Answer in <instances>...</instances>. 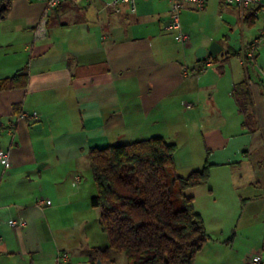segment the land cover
Returning a JSON list of instances; mask_svg holds the SVG:
<instances>
[{
    "label": "crops",
    "instance_id": "obj_1",
    "mask_svg": "<svg viewBox=\"0 0 264 264\" xmlns=\"http://www.w3.org/2000/svg\"><path fill=\"white\" fill-rule=\"evenodd\" d=\"M109 1L91 2L85 12L97 24L71 33L69 17L89 2L53 8L40 38L41 0H13L0 20V81L16 78L0 91V150L9 157V167L0 165V264H55L60 251L70 264H126L113 250L93 258L108 239L90 209L88 152L151 137L175 145L180 176L210 164L208 182L184 192L209 235L194 264H249L256 253L264 264V45L242 60L262 18L246 21L221 0L198 12L186 3L180 23L189 41L180 46L167 0H135L134 12L124 5L118 13ZM213 42L220 47L214 66L198 72L209 54L196 53ZM244 79L251 100L242 110L232 90ZM18 218L23 227L7 224Z\"/></svg>",
    "mask_w": 264,
    "mask_h": 264
},
{
    "label": "trees",
    "instance_id": "obj_2",
    "mask_svg": "<svg viewBox=\"0 0 264 264\" xmlns=\"http://www.w3.org/2000/svg\"><path fill=\"white\" fill-rule=\"evenodd\" d=\"M13 0H0V20ZM254 18L245 16L246 21ZM214 57L208 55L203 62ZM201 70V69H199ZM15 79L0 81V91ZM249 81L236 83L232 94L240 109L250 104ZM175 145L162 137L93 148L88 152L95 194L90 206L99 211V227L108 239L94 248L93 258L122 254L126 264H194L209 236L193 198L185 190L206 184L210 164L180 176L175 171Z\"/></svg>",
    "mask_w": 264,
    "mask_h": 264
},
{
    "label": "built area",
    "instance_id": "obj_3",
    "mask_svg": "<svg viewBox=\"0 0 264 264\" xmlns=\"http://www.w3.org/2000/svg\"><path fill=\"white\" fill-rule=\"evenodd\" d=\"M43 2V9L40 14L39 21L36 25L34 36L40 38L46 35V25L49 17L50 11L58 6L60 3L66 0H41ZM89 3L94 0H85ZM170 6V19H169V28L176 32L175 38L179 45L184 46L189 41V34L186 31H183L180 23V13L184 8L186 3H191L196 10H201L204 8L207 0H167ZM223 4L234 7L239 10L241 15L244 17L248 14L253 15L254 17L260 16L263 21V26L260 29L257 36H255L243 49L242 51V60H252L257 51L261 46L264 45V0H221ZM128 6L130 12L135 11V0H110L107 3V6L114 13H118L121 10L122 6ZM211 60H206L204 66L198 72L203 71L205 68L212 65ZM182 106L186 109H189L193 106L192 103L182 102ZM22 118L27 119H37L38 115L35 113L23 112L21 114ZM0 165L6 169L9 167V157L8 153L0 150ZM38 204H50L48 200L40 199L37 201ZM7 224L13 228L17 229L25 225L23 218L18 219H9ZM249 264H259L260 263V253L249 256ZM55 264H70L69 255L66 251H60L55 257Z\"/></svg>",
    "mask_w": 264,
    "mask_h": 264
},
{
    "label": "rangeland",
    "instance_id": "obj_4",
    "mask_svg": "<svg viewBox=\"0 0 264 264\" xmlns=\"http://www.w3.org/2000/svg\"><path fill=\"white\" fill-rule=\"evenodd\" d=\"M92 4L90 3V4H86V3H82L81 4V7L82 8H80L79 9V12H77V13H75V12H73V14H71L72 15V17H69V24H68V28H67V30L69 31V33H71L72 31H74V30H76V29H81V28H87V26H92V23L94 22V24H97V22H98V20H99V17L98 16H95V14H93L92 13V15L90 14V13H86L85 11L86 10H88V11H90V7H92L91 6ZM195 11H200V10H195ZM171 34H175V32H170ZM170 35V34H169ZM181 46V45H180ZM217 65V64H216ZM215 65V66H216ZM213 66H214V64H213ZM206 69V68H205ZM204 69V70H205ZM2 136H4V137H6L5 136V134H3ZM206 189H208V188H206ZM85 193H87L88 192V188L86 187L85 188V191H84ZM89 201V199L87 200V202ZM198 204H199V206H201L202 208H204V207H206L207 208V211L209 212V211H211L210 209H211V205H210V203L209 202H207V200L206 201H202V199H200L199 198V200H198ZM90 209H92V211L94 210L95 212L97 211L98 212V210L97 209H95V208H90ZM94 212V213H95ZM89 218L92 220L93 218V215H92V213H90L89 215ZM207 222H209L210 221V219H209V216H204L203 217ZM95 227L96 226V224H95V221H93V223H92V226L91 227ZM99 231V230H98ZM207 231V230H206ZM98 233H100V234H102L103 232H101V229H100V231L98 232ZM208 233V232H207ZM103 235H105L104 233H103ZM106 236V235H105ZM209 236V235H208ZM122 257V259L124 260V256L122 255L121 256ZM125 261V260H124ZM118 264H121L120 262H117Z\"/></svg>",
    "mask_w": 264,
    "mask_h": 264
},
{
    "label": "water",
    "instance_id": "obj_5",
    "mask_svg": "<svg viewBox=\"0 0 264 264\" xmlns=\"http://www.w3.org/2000/svg\"><path fill=\"white\" fill-rule=\"evenodd\" d=\"M218 52H220V47L218 46V44L213 42L209 46L208 50L202 49V50L198 51L196 54L199 57H205L208 54L209 55H216Z\"/></svg>",
    "mask_w": 264,
    "mask_h": 264
}]
</instances>
